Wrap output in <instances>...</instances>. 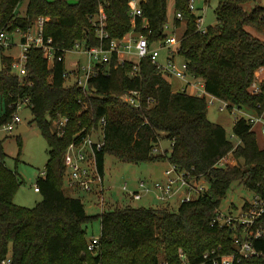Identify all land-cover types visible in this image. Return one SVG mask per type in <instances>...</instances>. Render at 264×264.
Segmentation results:
<instances>
[{
    "label": "trees",
    "instance_id": "16d2710c",
    "mask_svg": "<svg viewBox=\"0 0 264 264\" xmlns=\"http://www.w3.org/2000/svg\"><path fill=\"white\" fill-rule=\"evenodd\" d=\"M23 1L0 0V29L23 30L39 17H47L43 36L52 38L56 50L48 64L45 52L31 46L24 76L12 72L11 56H3L0 127L11 121L17 104L27 98L30 123L45 139L48 157L44 176L36 178L42 199L32 207L19 205L14 195L23 180L6 164L0 139V260L10 248L11 264H159L160 253L167 264H181L180 254L189 264H211L203 258L206 251H233L230 228L212 220L234 182L264 198V148L258 145L252 124L245 117L236 118L232 134L238 141L233 143L224 127L208 118L206 96L174 91L168 75L148 56L136 64L119 62L112 52L109 61L96 65L97 72L85 88L65 80L64 60L57 59L75 42L99 44L91 17L100 5L107 15L109 37L104 47L111 38H122L131 31L141 33L149 47L154 46L165 37L167 0H144L142 16L134 22L128 0H26L24 12L17 14ZM253 1L217 0L216 23L205 32L196 30L189 0H173V9L182 16H174V24L184 23L177 55L187 63L189 74L203 81L207 93L229 105L260 111L264 90L253 94L248 88L258 69L263 68L264 73V39L246 27L264 36V6L245 7ZM261 85L264 88V80ZM129 89L139 90L140 107L120 98ZM60 116L67 117V122L64 132L58 134L53 121ZM102 117L104 145L96 156L101 174L106 154L133 163L167 160L188 171L194 184L204 182L205 189L178 203L176 209L125 204L87 214L79 197L63 191V154L77 132L84 135L97 129ZM162 133L171 147L154 153ZM15 137L19 139V135ZM227 154L236 163L218 165ZM97 218L99 245L91 252L83 226ZM258 223L264 226V212ZM252 244L260 255L245 258L242 264H264V238H256Z\"/></svg>",
    "mask_w": 264,
    "mask_h": 264
},
{
    "label": "built area",
    "instance_id": "2783aa9c",
    "mask_svg": "<svg viewBox=\"0 0 264 264\" xmlns=\"http://www.w3.org/2000/svg\"><path fill=\"white\" fill-rule=\"evenodd\" d=\"M144 0H128V13L131 21L134 22L135 18L142 16L141 4ZM195 0H189L188 6L192 13L196 16L194 18L195 28L199 32H205L207 26L205 23V9L203 13H199L195 3ZM175 17L182 18L181 14L177 12ZM47 20V17H39L31 25L25 29L17 27L16 29H0V48L5 46H12L15 44V39L22 47L20 56L13 59L11 62L12 68H16L19 76L27 74L26 61L27 51L31 46L41 48L45 52L48 64H51L55 55L56 48L52 45L51 37L43 36V24ZM91 22L94 27L95 36L99 39L98 45L86 46L83 42H75L73 47L68 50H64L62 55H58V60H64L65 53L67 51H74L75 53H84L87 56V64L81 65L80 61L73 60L67 67L65 65L64 77L70 84H77L78 86L85 88L87 86L88 79L96 74V65L101 62L109 61L111 53L116 52L119 62L127 60L125 58L126 53H134L137 56L135 63L142 57L148 56L152 63H154L158 69L167 75H171L181 82L179 86L180 91H187L188 86L194 85V95L206 96L210 95L209 102L219 100L221 105L219 108L222 110L224 107L234 106L240 109L236 105H229L226 101L218 99L217 97L209 94L204 89L203 81L199 78L191 76L187 69V63L185 61H178L176 59L178 46L180 43L181 35H175L174 25L169 24L167 21L164 25L165 37L157 42L154 46L149 47L147 38L142 34H133L131 31L125 34L122 38H111L109 40L108 47H104L103 42L108 38L107 32V15L100 5L97 14L91 17ZM143 25L148 26L147 21H144ZM157 46V47H155ZM166 49L167 54L164 63L158 61L159 50ZM131 60V59H130ZM71 66V67H70ZM136 68V65L134 66ZM258 72H262L259 75ZM192 77L195 80H192ZM264 80L263 68H260L255 73V79L249 86L250 93H261L264 88L261 82ZM123 101L128 102L133 107H140V92L139 90L129 89L120 96ZM151 102L152 99L148 98ZM28 99H24L16 106V110L22 106H26ZM254 114L245 117L252 127L258 125L262 133H264V107H260V111H255ZM21 119L16 114V111L12 115L11 121L0 127L7 131H12L16 125H19ZM67 122V117L60 116L53 121L55 130L58 134L64 132V126ZM105 119H100V126L97 129H91L84 135H80V131L76 133V139L71 141L64 154L63 163L65 167L64 184L63 187H67L72 191H84L92 192L95 188L98 189V193H103V174L99 172L97 166V153L100 152L104 145L103 140V126ZM98 133L97 137H94L95 133ZM79 136V137H77ZM153 152L158 151L155 147ZM223 166L221 160L217 163ZM45 171L42 172L44 176ZM166 181H155L153 189L156 192V197L162 202H169V199L176 195L179 198V203L184 200L194 198L201 193L206 184L204 182L200 184H194L193 177L186 170L180 169L176 164L169 163L168 168L164 170ZM122 188L127 190V184L124 183ZM35 191H38V187H34ZM151 187L147 185L143 180H140L137 185V189L129 190V194L133 199H140L144 193L149 192ZM184 189V193L180 194ZM195 194V195H194ZM246 205L241 207L238 211L223 212L219 209L213 218V222L219 226L229 227L232 234V246L233 251L229 253H218L217 249H211L203 254V258L211 262V264H242L245 258L260 255L255 249L252 242L256 238H264V226L258 223L260 217L264 212V198L257 193H254L253 199L250 202H246ZM103 210V209H102ZM101 210V211H102ZM99 245V235L91 236L87 242V249L93 252ZM181 264H189L184 254H180ZM11 251L7 250L4 257L0 260V264H11ZM159 264H167L164 260H160ZM204 264V263H202Z\"/></svg>",
    "mask_w": 264,
    "mask_h": 264
},
{
    "label": "rangeland",
    "instance_id": "374dc122",
    "mask_svg": "<svg viewBox=\"0 0 264 264\" xmlns=\"http://www.w3.org/2000/svg\"><path fill=\"white\" fill-rule=\"evenodd\" d=\"M194 3L199 13H203V10L205 9L204 25H214L216 23L214 9L217 5V0H195ZM253 4L264 6V0L249 2L245 5V7L249 8ZM25 7L26 0L21 2L17 7V14H22ZM167 14L168 22L171 24L172 18L175 16L173 0H167ZM183 29V22L176 25L174 28V32H176L175 35L180 36ZM246 29L254 35L264 39V36L259 35L252 27L247 26ZM133 34L137 35L141 33L134 31ZM15 41V44L10 47L5 46L3 49L0 48V68L3 66V56H11L12 59H16L20 56L22 47L17 42V39H15ZM166 54V49L162 48L159 50L158 61L160 63L165 62L164 59ZM125 55L127 60L131 59L135 62L137 59V56L134 53H126ZM77 59L80 61L81 65L87 64L88 58L86 54L75 53L74 51H67L65 53L64 63L68 67L71 61ZM176 59L180 61L181 57L177 55ZM12 72L17 73L16 68H12ZM258 74L262 75V72H258ZM167 78L171 83L172 89L174 91H179L180 81L171 75H168ZM209 99L210 95H206L208 118L213 122L221 124L226 131L227 137L230 138L233 143H236L238 139L232 134V126L235 119L241 116L247 117L248 115L254 114V110L247 107L237 109L234 106L229 108L224 107L221 110L219 108L221 105L219 100L216 99L211 103L209 102ZM3 109L4 105L0 97V115L3 112ZM16 114L21 119L20 124L27 126V129L20 133L19 139H16L14 133L20 124L16 125L12 131H7L4 128H1L0 139L3 140L2 145L6 154V164L10 168L15 169L23 180L14 195V202L22 206L32 207L42 199V194L39 191H35L34 187L36 186V178L39 175L43 176L42 172L45 169L48 157V146L36 125L34 123H30V108L28 106H22L16 110ZM253 130L256 133L258 145L264 148V133H262L258 125H254ZM97 136L98 133L96 132L94 137ZM154 147L161 152L163 150H169L171 147V141L169 138L164 136V133H162ZM221 162L225 165H233L236 163V160L231 154H227L221 159ZM168 166L169 162L167 160L141 161L133 163L122 161L111 154H106L104 157L103 193L99 194L97 188H95L92 192H79L63 187V191L67 195L79 197L83 203L85 212L89 215L100 214L102 209L113 206H122L125 204L132 206H154L155 201H152L150 198L151 192L149 194L144 193L140 199H133L128 191L137 189V185L140 180H143L151 188L153 187L155 181H166L164 170L168 168ZM124 183L127 184V190L122 188ZM182 193H184V189L180 192V194ZM253 196L254 191L252 189L238 182H234L222 198L220 209L223 212L234 213L243 207L246 202H250L253 199ZM178 203L179 198L174 195L169 199V202H162L161 206L176 209ZM83 227L88 238L91 236H98L100 234V218L94 219L91 223H87ZM161 255L162 254L160 253L159 257H161Z\"/></svg>",
    "mask_w": 264,
    "mask_h": 264
},
{
    "label": "crops",
    "instance_id": "0c3cea01",
    "mask_svg": "<svg viewBox=\"0 0 264 264\" xmlns=\"http://www.w3.org/2000/svg\"><path fill=\"white\" fill-rule=\"evenodd\" d=\"M171 25H174V26H176L175 24H174V17L172 18V22H171ZM184 30V29H183ZM183 33V32H182ZM182 33H181V35H182ZM155 45V44H154ZM166 58V57H165ZM164 61H165V59H164ZM192 79V78H191ZM192 80H195V79H192ZM180 81V80H179ZM183 82H181L180 81V85L182 84ZM194 89H195V87H194V85H191V86H188V88H187V93L188 94H191V95H194ZM255 113V112H254ZM25 128L27 129V126H25ZM252 129H253V127H252ZM256 134V133H255ZM103 178H104V169H103ZM103 186H104V183H103ZM151 192V194H150V198H151V200L152 201H155V205L154 206H161V203H162V201H160L157 197H156V192H155V190L153 189V187L150 189V191L149 192H147V194H149ZM163 205V204H162ZM178 205V204H177ZM151 206V205H150ZM159 258H161V260L163 259V255H161V257H159Z\"/></svg>",
    "mask_w": 264,
    "mask_h": 264
},
{
    "label": "water",
    "instance_id": "95a60500",
    "mask_svg": "<svg viewBox=\"0 0 264 264\" xmlns=\"http://www.w3.org/2000/svg\"><path fill=\"white\" fill-rule=\"evenodd\" d=\"M25 125L24 124H20L17 128H16V131H15V136H18L20 135V133L25 130Z\"/></svg>",
    "mask_w": 264,
    "mask_h": 264
}]
</instances>
